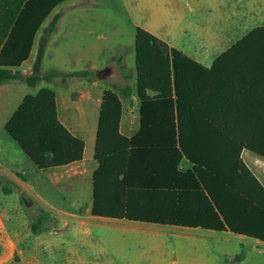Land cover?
<instances>
[{
	"label": "trees",
	"instance_id": "1",
	"mask_svg": "<svg viewBox=\"0 0 264 264\" xmlns=\"http://www.w3.org/2000/svg\"><path fill=\"white\" fill-rule=\"evenodd\" d=\"M70 0H0V87L22 83L36 88L98 80L89 70L42 71L48 43L61 14L53 12ZM48 24L44 27L45 23ZM44 27V28H43ZM31 73L20 68L31 55L39 31ZM264 33V27L253 35ZM136 84L125 54L114 55L124 85L105 90L100 110L94 159L92 216L99 219L202 229L244 236L264 243V186L240 159L241 149L217 146V139L189 131V65L181 51L142 28L136 29ZM140 101V129L128 138L121 133L122 99ZM54 91L28 95L7 121L5 131L42 171L81 162L85 142L60 122ZM214 138V139H213ZM205 141V142H204ZM206 143V144H205ZM227 143V142H226ZM183 163L186 168H183ZM22 178V175L16 173ZM18 184L0 174V190L14 193ZM25 207L32 235L57 225L37 204ZM236 257L231 264H236Z\"/></svg>",
	"mask_w": 264,
	"mask_h": 264
},
{
	"label": "crops",
	"instance_id": "2",
	"mask_svg": "<svg viewBox=\"0 0 264 264\" xmlns=\"http://www.w3.org/2000/svg\"><path fill=\"white\" fill-rule=\"evenodd\" d=\"M72 1L74 0L58 7L49 20L55 14H61L62 8ZM108 1L101 2L108 4ZM145 1L138 0L141 7L138 9L139 22L132 21L129 26L125 25V30L131 29V40L134 32L135 41L136 29L142 28L170 48L181 51L195 63L189 65V117L194 118L189 123V131L204 133L203 140L207 141L210 137H215L217 146L241 149L240 159L264 186V33L253 35L264 27V0H184V9L179 8V0H151L153 6L150 8L142 6ZM146 16H153L164 22L159 28L143 21ZM177 17L181 20L184 18L186 23L177 26ZM63 20L62 15L46 48L43 64L52 44V53H57L56 58L63 62V67H80V70L74 71L89 70L96 73L100 70L99 67L104 69L107 60L110 61L114 56H105L109 51V42L115 45V40H118L117 49L127 46L121 42L122 33L116 32L113 27L106 32L87 28L61 29ZM42 31L43 29L37 35L31 55L37 50ZM129 45L124 61L132 70L131 85L134 86L137 76L135 42L134 48L132 41ZM98 52L101 56L97 55ZM133 53L134 61L129 62V56ZM28 61L20 68L25 76L31 73L35 59L24 72L22 68ZM56 67L53 69H58ZM103 69L100 71L103 72ZM42 71L44 72L43 65ZM8 86L15 85H3L0 88ZM46 88L54 91L57 96L60 122L73 136L85 142L83 160L42 171L25 154L31 163L14 152L7 151L4 148L7 142L1 134L0 174H5L14 181L13 173L27 176L26 190L37 199L36 204L40 208L57 219V229L86 228L87 235L79 233L77 237L78 242L82 243L91 234L90 227L98 222L123 224V230L127 233L141 236L136 242L138 251L123 254L126 264H231L236 257H240L236 264H264L263 242L231 232L163 227L93 217V176L99 167L94 153L102 98L107 88L102 87L98 80L75 79L64 85L59 82H42L36 88H30L33 92L26 96L37 95ZM17 92L18 87L13 90V95ZM62 97L65 98V104H62ZM22 101L3 122L4 130L7 121ZM130 101L137 102L139 123L136 127L135 119L124 122L125 109L122 101L120 130L128 138L140 129V101L136 93ZM9 105L10 103L0 104V116L5 115ZM26 171L33 175L30 176ZM89 195V199H85ZM10 212L11 208L0 206V219L5 214L10 218ZM18 218L21 222L24 221L22 215H18ZM48 233L49 231L32 236L36 240H43ZM58 244L61 245L60 241ZM19 246V240L11 235L6 238L0 234V264H17L15 254L18 253ZM47 246L52 251L53 246ZM29 254V258H26L33 259V264H44V252ZM71 255L72 264H82L81 261H76L74 248ZM35 260L39 262L36 263Z\"/></svg>",
	"mask_w": 264,
	"mask_h": 264
},
{
	"label": "rangeland",
	"instance_id": "3",
	"mask_svg": "<svg viewBox=\"0 0 264 264\" xmlns=\"http://www.w3.org/2000/svg\"><path fill=\"white\" fill-rule=\"evenodd\" d=\"M101 1L102 0L72 1L70 4H68V6L62 8L61 10L64 20L60 28H87L95 29L99 32H106L111 27H113L116 32L122 33V36L120 37L122 39L121 42L123 41L125 44H127V46L117 49L116 43L118 40H115V45H112L111 42H109V51L105 53V56L109 57L111 54H127V50L129 51L130 49L129 43L132 41L134 48L135 41L134 32L131 40V29L128 28L125 30V25L129 26L132 21L139 22L138 9L141 8L140 4L138 3V0H124V2L123 0H109L108 4ZM142 6L150 8L153 6V2H151V0H146ZM178 6L179 8L184 9V0H179ZM143 21L152 25H156L159 28L164 22V20L156 19L153 16H146ZM176 21L177 26H183L186 23L184 18L181 20L177 17ZM46 25L47 24H45V26ZM53 48L54 47L51 44L49 49L50 51L48 52L49 56L45 59L43 64L44 72H48L55 66H57L56 68L58 69L66 71L80 70V67H63V62L57 60L56 58L57 53H52ZM113 49L114 51L112 52L111 50ZM36 53L37 50L35 49L28 63L22 68V71L26 72L28 70L29 66L36 57ZM51 55H53V57H51ZM97 55L101 56V53L98 52ZM134 57V53L130 55L129 62L134 61ZM100 59L98 58V61H100ZM99 68L100 70L103 69V67ZM100 70L97 71V73H100ZM103 70L106 71L105 74H100L98 77V81L102 87L105 86L107 89H113V84H119L121 86L125 84L115 62L107 60V65ZM6 85L15 86L0 88V104L10 103V105L7 107L5 115L0 116V136L1 134L4 135V141L6 140L7 142V146L4 148L7 151L14 152V154H17L28 163H31L24 153L17 147L15 142L9 138L2 125L3 122L7 120L9 116H11L22 99L27 94L32 93L33 90L22 83L13 82ZM16 87H18V92L14 96L13 90H15ZM52 88L55 89L53 86ZM115 92L119 94L124 103V122L127 123V121L130 119H135V125L138 127L139 114L137 102L128 100L119 90H115ZM73 94L75 96L76 92ZM74 96L73 99L76 100ZM61 101L62 104H65V98L62 97ZM182 166L183 168H186L185 163H183ZM23 167L26 168L25 165H23ZM27 173H29L30 176L33 175L30 172ZM13 177L15 178V181L20 189L14 188V193L11 195H4L0 190V206L3 208L8 207L12 209V212L8 213L10 218L7 217V214L1 215L0 234L6 238L11 235L13 238L19 240V250L18 253L15 254L17 264H33L34 260L28 258L30 255L29 253L32 254L35 252H44L46 254V257L43 259L44 264H72L73 261L70 257L72 256L71 253L73 248L77 254L75 256L76 261H81L82 264H126L127 262L123 261L122 258L123 254L136 253L138 251L136 242L139 241L138 239H141V236L127 233L123 230L125 226L123 224L117 223L98 222L96 225L90 227L91 234L85 240L86 242L82 243L78 242L77 237L79 233L82 236L87 235L88 232L85 233L87 231L86 228L68 227L57 229V225L44 236L43 240L42 238L36 240L30 233L28 220L24 211L25 207L21 204V200L22 195H24L25 198L32 203L31 207H34L37 199H35L26 190L28 183L27 176L22 175V178H19L15 173H13ZM89 197L90 195L85 196V199H89ZM18 215H22L24 217V221L21 222L18 218ZM59 241L61 245L58 244ZM49 244L53 246L52 251L49 249V246H47ZM51 252L52 254H50ZM35 261L36 263L39 262L38 260Z\"/></svg>",
	"mask_w": 264,
	"mask_h": 264
},
{
	"label": "water",
	"instance_id": "4",
	"mask_svg": "<svg viewBox=\"0 0 264 264\" xmlns=\"http://www.w3.org/2000/svg\"><path fill=\"white\" fill-rule=\"evenodd\" d=\"M102 72H100V73H95V76L96 77H99V75L101 74ZM22 202L24 203V205L27 207V208H30L31 206H32V203L31 202H29L26 198H25V196L24 195H22Z\"/></svg>",
	"mask_w": 264,
	"mask_h": 264
},
{
	"label": "flooded vegetation",
	"instance_id": "5",
	"mask_svg": "<svg viewBox=\"0 0 264 264\" xmlns=\"http://www.w3.org/2000/svg\"><path fill=\"white\" fill-rule=\"evenodd\" d=\"M106 71H103L101 74L104 75Z\"/></svg>",
	"mask_w": 264,
	"mask_h": 264
}]
</instances>
